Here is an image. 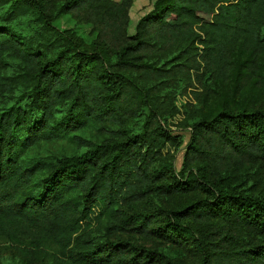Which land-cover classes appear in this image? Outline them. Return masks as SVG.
<instances>
[{
  "label": "trees",
  "instance_id": "16d2710c",
  "mask_svg": "<svg viewBox=\"0 0 264 264\" xmlns=\"http://www.w3.org/2000/svg\"><path fill=\"white\" fill-rule=\"evenodd\" d=\"M131 4L0 0V244L29 263L178 264L108 240L134 231L192 264H264V0H156L130 36ZM60 139L88 148L27 156Z\"/></svg>",
  "mask_w": 264,
  "mask_h": 264
},
{
  "label": "rangeland",
  "instance_id": "374dc122",
  "mask_svg": "<svg viewBox=\"0 0 264 264\" xmlns=\"http://www.w3.org/2000/svg\"><path fill=\"white\" fill-rule=\"evenodd\" d=\"M119 2L120 0H112ZM156 0H132L131 7L129 8V25L127 32L131 36L134 33L137 22L151 11ZM26 21L23 20L19 25V30L25 32ZM54 26L59 30H73L84 42H91L94 39L91 25L89 24H77L68 15L60 16L54 21ZM3 107V103L0 101V110ZM175 129V128H173ZM183 137V145L175 155V168L177 171L181 168V161L184 152V148L189 138L187 130L178 132ZM80 136L86 138L88 142H97L102 139L101 131L98 129H86L79 133ZM82 147V148H80ZM87 145L78 146L70 140L60 139L55 141L41 142L30 151L27 156L54 159L56 157H62L67 154H71L76 151H85ZM103 234V233H101ZM109 241L119 242L128 241L140 247H145L151 250H165L169 254L170 259L178 264H192L193 256L187 248L173 244L169 240L160 239L154 236L147 237L143 234H139L134 231H129L125 234H116L108 237ZM144 258V256H143ZM0 264H42V263H29L19 259L13 248L7 244H0ZM113 264V263H112ZM153 264H160L158 261H154Z\"/></svg>",
  "mask_w": 264,
  "mask_h": 264
}]
</instances>
